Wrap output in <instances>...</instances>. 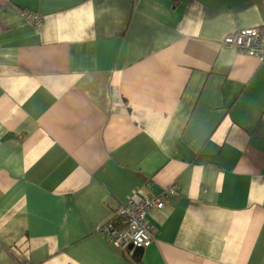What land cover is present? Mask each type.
<instances>
[{
  "label": "crops",
  "instance_id": "obj_1",
  "mask_svg": "<svg viewBox=\"0 0 264 264\" xmlns=\"http://www.w3.org/2000/svg\"><path fill=\"white\" fill-rule=\"evenodd\" d=\"M254 28L264 0H0V264H264V60L222 43ZM175 184L122 253L101 227Z\"/></svg>",
  "mask_w": 264,
  "mask_h": 264
},
{
  "label": "built area",
  "instance_id": "obj_2",
  "mask_svg": "<svg viewBox=\"0 0 264 264\" xmlns=\"http://www.w3.org/2000/svg\"><path fill=\"white\" fill-rule=\"evenodd\" d=\"M31 22L36 27H41L42 22L39 16L29 15ZM254 28L238 30L225 35L222 43L228 47H235L242 53L264 60V31ZM249 37L254 40V47L249 43ZM178 191L174 185L169 190L157 196H146L139 201L135 197L130 198L122 205L109 219L102 230L106 236L112 239L122 251H126L131 245L148 247L154 237V231L148 223V214L152 208H162L163 200L171 197Z\"/></svg>",
  "mask_w": 264,
  "mask_h": 264
},
{
  "label": "bare ground",
  "instance_id": "obj_3",
  "mask_svg": "<svg viewBox=\"0 0 264 264\" xmlns=\"http://www.w3.org/2000/svg\"><path fill=\"white\" fill-rule=\"evenodd\" d=\"M228 34H229V33H228ZM226 35H227V34H226ZM248 39H249V43H250L251 47L253 48V47H254V40H253V38H252V37H249ZM252 57H254V56H252ZM175 185H177V184H175ZM173 186H174V185H173ZM173 186H172V187H173ZM177 186H178V185H177ZM172 187H171V188H172ZM169 189H170V188H169ZM169 189H168V190H169ZM178 189H179V186H178ZM166 191H167V190H166ZM164 192H165V191H163V192H161V193H157V194L154 193V194H152V195H148V196H157V195H160V194H162V193H164ZM176 193H177V192H176ZM174 195H175V194H174ZM172 196H173V195H172ZM165 199H166V198H165ZM135 201L137 202V201H139V200H138V199H135ZM163 201H164V200H163ZM154 208H155V207H154ZM152 209H153V208H152ZM150 210H151V209H150ZM149 212H150V211H149ZM114 213H115V212H114ZM112 216H113V215H112ZM108 221H109V220H108ZM108 221H107V222H108ZM107 222H106V223H107ZM148 223H149V214H148ZM104 225H105V224H104ZM149 225H150V223H149ZM150 226H151V225H150ZM102 227H103V226H102ZM102 227H101V228H102ZM151 228L153 229L152 226H151ZM153 231H154V237L152 236V240H151V242L149 243L148 246H150V245L154 242V240H155V233H156V232H155L154 229H153ZM114 243H115V242H114ZM130 245L134 247V248H133V251H134L135 248L138 247V246H134V244H130ZM131 246H130V247H131ZM130 247H129L126 251H122L121 249H120V250L122 251V253H127V252H129V251H130L131 253H133V251L130 250ZM138 248H139V247H138ZM140 248H144V249H146L147 247H142V246H140ZM143 253H144V251H143ZM143 253H142L141 255H138V256L136 257V259H140V258L143 256Z\"/></svg>",
  "mask_w": 264,
  "mask_h": 264
},
{
  "label": "water",
  "instance_id": "obj_4",
  "mask_svg": "<svg viewBox=\"0 0 264 264\" xmlns=\"http://www.w3.org/2000/svg\"><path fill=\"white\" fill-rule=\"evenodd\" d=\"M154 189H156V188H154ZM156 194H157V193H156ZM133 248H134V247L131 246V247H130V250L133 251ZM143 251H144V248H140V247L138 248V247H137V248H135L134 251H133V256H134V257H137L138 255H141V254L143 253Z\"/></svg>",
  "mask_w": 264,
  "mask_h": 264
}]
</instances>
